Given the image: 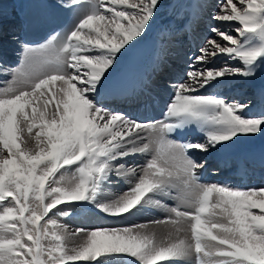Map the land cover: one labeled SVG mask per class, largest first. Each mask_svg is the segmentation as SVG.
I'll list each match as a JSON object with an SVG mask.
<instances>
[{
  "label": "snow or ice",
  "instance_id": "obj_1",
  "mask_svg": "<svg viewBox=\"0 0 264 264\" xmlns=\"http://www.w3.org/2000/svg\"><path fill=\"white\" fill-rule=\"evenodd\" d=\"M160 3L67 0L72 24L25 44L0 80V264H264V187L203 183L199 159L264 134V113L201 94L264 65V0H221L163 118L143 122L108 106V78ZM221 57L239 66L217 67ZM193 130L204 139L173 138ZM120 181L128 187L115 194ZM154 210L165 215L130 227L69 224Z\"/></svg>",
  "mask_w": 264,
  "mask_h": 264
},
{
  "label": "bare ground",
  "instance_id": "obj_2",
  "mask_svg": "<svg viewBox=\"0 0 264 264\" xmlns=\"http://www.w3.org/2000/svg\"><path fill=\"white\" fill-rule=\"evenodd\" d=\"M203 4L209 2V0H202ZM122 7V6H118ZM186 10H190L187 4L184 6ZM20 10V0H0V31L2 24L11 26L15 29V36L19 40V43L7 42V39L3 43H0V61L3 63L11 64V68L0 69V80L10 79V73L19 66L22 59V38L19 37L20 33V21L17 18V12ZM1 38V37H0ZM46 41L40 43L43 44ZM38 44V45H40ZM37 46V45H36ZM11 51L14 55H8L1 51ZM177 60H182L180 57H176ZM221 59L224 61L222 62ZM217 65L222 66H239L238 62L232 61L221 57L216 62ZM241 86H247L251 89L258 102L252 106H249L244 115H254L264 113V65H258L256 74L250 78H244L242 76H235L224 78L223 82L214 88H208L206 91L201 90V94L204 95H218L224 90L227 95H230L231 89H239ZM245 88V87H244ZM200 137H203L200 134ZM187 140L196 141L197 138H188ZM264 146V134L254 135H241L235 138V142H227V146L218 148L212 151L206 156H201L202 159L209 164V168H216L215 172H209L208 169L203 176V179H210L212 183L228 184L234 188L249 189L259 188L261 186V180L259 177L251 178L249 172H260L263 175V167H260L257 163L252 162L248 164V159L253 155V152H257L260 147ZM142 157H135L132 159L131 165L142 164ZM264 165V163H263ZM258 178V179H257ZM128 186L123 182H117L112 185L111 191L115 194L122 193ZM165 214L159 210L143 212L134 216H130L127 219H115L105 217L103 215H92L87 219H81L77 217L73 221H69L70 226L75 229L82 228H96V227H130L132 225L145 223L152 219L163 218ZM163 264V262H162Z\"/></svg>",
  "mask_w": 264,
  "mask_h": 264
},
{
  "label": "rangeland",
  "instance_id": "obj_3",
  "mask_svg": "<svg viewBox=\"0 0 264 264\" xmlns=\"http://www.w3.org/2000/svg\"><path fill=\"white\" fill-rule=\"evenodd\" d=\"M130 1H131V0H130ZM213 1H214V3H215L216 5H218V6H219V4L221 3V0H213ZM234 2H236V0H234ZM212 4H213V3L209 0V2L206 3V8H211V7H212L213 10L217 11L218 8L214 7ZM204 6H205V5H204ZM233 34H235V33H233ZM221 61L224 62L222 59H221ZM0 67L3 68V69L8 68L7 66L4 65V63H3L2 65H0ZM219 67H220V66H219ZM244 87L247 88V86H244ZM244 87L241 86L239 89H242V88H244ZM239 89H238V90H239ZM222 92H223V90H222ZM246 92L249 93L250 90H247ZM230 95H231V93H230ZM251 100H252V99H251ZM251 100H250V102H252ZM250 102H249V103H250Z\"/></svg>",
  "mask_w": 264,
  "mask_h": 264
}]
</instances>
